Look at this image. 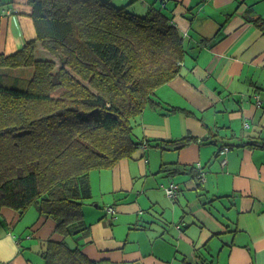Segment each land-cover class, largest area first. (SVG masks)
<instances>
[{"label":"crops","instance_id":"crops-1","mask_svg":"<svg viewBox=\"0 0 264 264\" xmlns=\"http://www.w3.org/2000/svg\"><path fill=\"white\" fill-rule=\"evenodd\" d=\"M114 1H133L139 15L159 10L187 50L180 75L157 89L153 98L160 104L146 108L139 136L191 134L197 141L178 152L145 145L137 158L92 174V188L99 176L101 198L116 195L105 207H114L118 218L109 223L84 208L85 218L99 219L91 220L85 254L101 264H264V29L255 23L264 20V0ZM2 3L15 11L0 24V53L8 55L35 39L36 29L29 0ZM164 107L181 112L164 114ZM223 147L229 151L221 157ZM176 163L182 167L177 183L161 173ZM170 182L178 187L174 198L166 193ZM150 207L175 214L172 229L158 221L144 233L134 216ZM3 213L8 225L0 223V264H45L41 238L53 224L39 230L32 211L22 220L14 211Z\"/></svg>","mask_w":264,"mask_h":264},{"label":"trees","instance_id":"trees-1","mask_svg":"<svg viewBox=\"0 0 264 264\" xmlns=\"http://www.w3.org/2000/svg\"><path fill=\"white\" fill-rule=\"evenodd\" d=\"M29 4L36 38L13 54L0 53V223L8 225L3 211L22 220L36 210L39 230L54 226L41 238L45 264H101L83 250L91 243L84 208L95 205L92 174L137 158L145 145L178 152L197 141L191 134L167 140L135 133L143 130L146 108L160 104L157 89L180 75L184 37L155 8L135 13L133 1ZM4 5L0 0V24L15 13ZM255 23L264 29L263 19ZM180 168L165 164L161 173L172 178ZM105 209L116 218L114 207ZM142 213L145 233L157 214L153 207Z\"/></svg>","mask_w":264,"mask_h":264},{"label":"rangeland","instance_id":"rangeland-1","mask_svg":"<svg viewBox=\"0 0 264 264\" xmlns=\"http://www.w3.org/2000/svg\"><path fill=\"white\" fill-rule=\"evenodd\" d=\"M139 14V13H138ZM25 74H28L30 75L31 72L30 70L28 72H25ZM143 122H145V120L143 119ZM135 133L136 135L139 136V133H141V126L138 127V128H135ZM141 137V136H140ZM220 152V151H219ZM222 157V156H221ZM224 159V158H223ZM94 175H97V173H94ZM95 178L93 179V189H94V199H93V202L96 204H98V208H95V205H92V204H89V206L85 205V208L87 209V212L91 209V211H93L94 213H96V215H102L103 216V219H109V223H113L111 221L112 219V216L111 215H108L107 212H106V205L107 204H112L115 202V194L113 193V195H110L108 197H103L101 198V195H100V183H99V176L96 177L94 176ZM174 179H171L173 180L174 182H176L175 180V177H173ZM177 183V182H176ZM143 185V184H142ZM100 206V207H99ZM146 209H142V211H145ZM119 214V217H120V212L118 213ZM140 213H137L135 214V218H134V223L138 224L140 227L144 225V218H145V215L144 213H142L143 215H139ZM158 214H162V217L165 216V219H166V223H168V228L172 229L171 228V222H175V214H173L172 212H167L165 214H163L161 211H158ZM38 217V212L36 210H33L32 211V219L33 218H37ZM109 217V218H108ZM96 218V219H95ZM118 218V216H117ZM91 220H99L97 219V217L93 216V215H88L87 218H86V222L88 224H92L91 223ZM170 220V222H169ZM28 221H31L30 219H28ZM91 237V236H90ZM146 237V236H145ZM26 239V238H24ZM30 240V239H29ZM25 241H28L27 239ZM31 241V240H30ZM90 245V244H89ZM88 246V244H86L84 247H83V250H85V248Z\"/></svg>","mask_w":264,"mask_h":264},{"label":"built area","instance_id":"built-area-1","mask_svg":"<svg viewBox=\"0 0 264 264\" xmlns=\"http://www.w3.org/2000/svg\"><path fill=\"white\" fill-rule=\"evenodd\" d=\"M229 151V147H223L220 152H219V155L224 157ZM225 159V158H224ZM222 165L225 166L227 164V161L226 159L223 160L222 159ZM203 178V177H202ZM177 185H175L174 183L173 184H170L168 187H166V193H167V196L170 197V198H174L176 196V193H177ZM109 212L115 216V211L113 209H109Z\"/></svg>","mask_w":264,"mask_h":264},{"label":"water","instance_id":"water-1","mask_svg":"<svg viewBox=\"0 0 264 264\" xmlns=\"http://www.w3.org/2000/svg\"><path fill=\"white\" fill-rule=\"evenodd\" d=\"M213 201H211L212 203ZM155 214H157V219H155L153 222H151V225L155 224L157 225L158 224V218H161L162 217V214H158V212L155 211ZM159 221H163L165 224V226H163L164 228H166V226H168V223H166L164 220L160 219ZM152 228V227H151Z\"/></svg>","mask_w":264,"mask_h":264}]
</instances>
